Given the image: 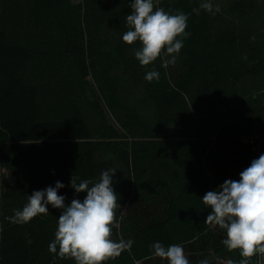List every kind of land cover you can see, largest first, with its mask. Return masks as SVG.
Listing matches in <instances>:
<instances>
[{"label":"trees","instance_id":"trees-1","mask_svg":"<svg viewBox=\"0 0 264 264\" xmlns=\"http://www.w3.org/2000/svg\"><path fill=\"white\" fill-rule=\"evenodd\" d=\"M132 2L0 0V264H75L49 252L62 210L8 218L57 181L66 206L82 201L71 177L95 183L110 168L112 239L134 244L104 264H168L155 242L181 245L190 264L242 259L204 223L202 197L240 179L251 156L241 137L264 131V0H153L190 14L167 67L163 56L142 66L140 42H123ZM203 2L220 11L193 13Z\"/></svg>","mask_w":264,"mask_h":264},{"label":"clouds","instance_id":"clouds-1","mask_svg":"<svg viewBox=\"0 0 264 264\" xmlns=\"http://www.w3.org/2000/svg\"><path fill=\"white\" fill-rule=\"evenodd\" d=\"M131 14L127 15L128 29L122 36L123 42L132 45L139 41L141 47L135 50V57L142 66H148L158 57H165L162 66H174L183 48V41L190 14H170L161 7L154 9L153 0H133ZM201 10L215 14L218 5L203 2L192 11L199 15ZM170 57V58H169ZM159 80L155 69L147 72L145 80ZM115 169L104 170L98 181L71 177L70 186L75 192H86L85 198L72 199L65 205V196L58 195L64 185L57 181L55 187L34 191L22 210H15L8 219L24 224L39 214L49 213L48 205L60 209L55 239L49 244V252L59 258H69L75 264H104L130 250L134 240H113V224L116 211L120 208L117 193L112 187ZM91 185V186H90ZM203 203L211 208L204 223L218 226L226 233L222 244L229 250H239L242 259L238 264H251L252 257H264V154L252 160L250 166L240 173V179L226 180L216 191H209L202 197ZM152 255L168 264H190L181 245L165 247L160 242L150 245ZM58 250V251H57ZM198 264H210L205 258ZM226 264H237L228 259Z\"/></svg>","mask_w":264,"mask_h":264},{"label":"built area","instance_id":"built-area-1","mask_svg":"<svg viewBox=\"0 0 264 264\" xmlns=\"http://www.w3.org/2000/svg\"><path fill=\"white\" fill-rule=\"evenodd\" d=\"M244 144L250 146L251 156L246 164L242 167V171L250 166L252 160L259 158L264 154V131H256L241 137ZM251 264H264V257L259 255L252 257Z\"/></svg>","mask_w":264,"mask_h":264},{"label":"rangeland","instance_id":"rangeland-1","mask_svg":"<svg viewBox=\"0 0 264 264\" xmlns=\"http://www.w3.org/2000/svg\"><path fill=\"white\" fill-rule=\"evenodd\" d=\"M75 1H80V0H75ZM108 110V109H107ZM108 117L112 122H115V120L113 119L112 115L110 114V112L108 111Z\"/></svg>","mask_w":264,"mask_h":264},{"label":"crops","instance_id":"crops-1","mask_svg":"<svg viewBox=\"0 0 264 264\" xmlns=\"http://www.w3.org/2000/svg\"><path fill=\"white\" fill-rule=\"evenodd\" d=\"M0 236H1V226H0Z\"/></svg>","mask_w":264,"mask_h":264}]
</instances>
